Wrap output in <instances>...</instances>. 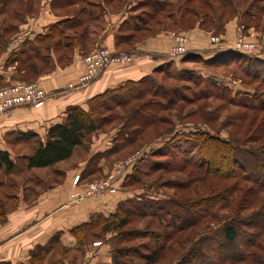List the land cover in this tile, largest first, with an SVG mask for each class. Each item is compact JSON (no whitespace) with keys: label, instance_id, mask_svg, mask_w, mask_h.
<instances>
[{"label":"rangeland","instance_id":"374dc122","mask_svg":"<svg viewBox=\"0 0 264 264\" xmlns=\"http://www.w3.org/2000/svg\"><path fill=\"white\" fill-rule=\"evenodd\" d=\"M29 1L34 3L37 0H11L2 9L0 12V36L2 33L7 34L8 31L3 30L5 27L12 24L19 27L30 14L34 13L35 5L31 6V9L25 7L26 2ZM74 1L76 3L73 5L63 4L60 6L61 8L58 9L57 13L61 16L72 15L74 17L77 16V10L83 7L85 15L88 17L87 24H78L80 26H77V24L71 25L70 22L60 23L58 30L62 29L61 37L56 36L35 43L40 48L39 54L49 55L52 60L42 72H48L52 69L54 62L51 54L57 56L58 60L59 58L63 60L62 62L69 60L71 57L69 55H71L74 46L64 47L63 44L68 42L73 44V39L78 37L83 27H87L88 32L94 30L95 34L88 35L85 32L80 38L81 41L85 39L84 43H86L85 48L81 49V58L98 47H103H97L95 43L99 39V34L105 32L102 29L105 24H102L100 19L96 21L94 18L97 15L103 18V15L107 14V9L112 12L125 3H131V8L122 31L132 32L135 36L133 41L150 36L157 30H166L170 35L173 32H179L187 38V52L195 51L196 48L189 47L192 39L190 30L198 27L208 33V43L205 47L207 49L206 51L203 50L207 53L225 43H229V46L232 47L235 41L239 40V35L244 40L256 45V49L248 53L235 50L237 53L246 56V59L237 56L238 54L234 55V53L220 57H202L199 55L200 58L187 55L182 59L180 65L170 63L143 82L125 83L122 89L114 92L116 97L112 95V98L108 99L111 109L103 111V114L108 118L107 124L100 129L109 131L119 125L122 126L124 122H129L130 127L124 126L123 131H127V128H134L139 119L132 117L130 112L138 111L137 106L140 107L139 111L144 114H154L155 119L152 123L143 125L136 131H131L130 140L121 145L110 157V165L113 167L117 162L127 160L135 152L140 151L141 155L134 162L136 167L134 170L135 180L127 186L129 190L134 191L131 200L136 202L147 201V203L151 202L153 205L162 206L164 209L160 213L154 211L167 219L171 216H178L177 219L185 217L181 223L187 227L182 228V231L169 239L165 248L160 251L158 260L152 264H184L183 262H187V260H190L191 263L201 264V257L204 254L215 258L219 252L218 248L224 244L221 239V230H223L226 222H231V220L237 222L241 235L244 234L237 242L242 249H245L246 245L243 242L248 237L247 234L256 230L264 232V188L257 189L251 180L247 177L244 178V172H248L245 171V166L239 167L241 175L228 179L216 178L201 171L199 164L201 163V156L191 133L204 131L224 140L233 137L238 140L239 145H237L247 151L252 150L257 153L262 148L264 150V130H262L264 112L252 109L244 110L242 107L230 103V100L237 99L241 102L256 104L264 99V0H257L255 7L251 5L255 0H211L207 7L204 6L203 8L201 7V0L189 2L165 0L162 2L161 11L151 13L152 16L147 13L153 9L151 5L156 0H115L111 5L102 3L104 0ZM167 3L172 4V7L170 8V4L167 5ZM180 4L187 8V13L181 18L182 21L176 17L175 13ZM213 6L219 8L218 13L221 12L223 17L227 18L222 24L221 21L216 24V21L210 19L212 17L210 8ZM167 11H174V17L167 18ZM203 11H207L206 28L199 24ZM192 12H195L196 15H193ZM188 16H190L189 19ZM74 19L75 17L70 18V21L73 22ZM229 21H235L236 30L232 40L225 41L224 29L225 24ZM46 31L48 32V30ZM10 32L12 34L14 31ZM212 36L218 38V44L211 42ZM58 42L60 45L56 44ZM121 47L128 48L125 44ZM13 50L15 49L11 47L4 62L13 57ZM4 51L2 50L0 55ZM18 56L23 55L19 54ZM179 57H176L177 60ZM208 58L212 60L211 63L204 61ZM12 60L7 66L14 68L13 73L9 75L8 80L0 83V87L13 82L36 81V79L22 80L27 77L23 75V71L16 72V64ZM261 69L263 73H260ZM174 89L179 92V95L171 92ZM132 94H136L138 99L123 106L115 103L118 100H127L128 96ZM181 96L185 99L179 100ZM170 98L173 100L172 103H168ZM129 99L131 100V98ZM145 102H148V105L145 106ZM154 107L156 110L153 109ZM242 112L248 114L245 120H240L237 116ZM156 142L157 144H154ZM146 144L149 145L146 146ZM156 148L167 150L169 156H152L151 149L155 150ZM154 160L156 162L152 163ZM240 162L244 163L245 161ZM110 170L111 168L102 177L98 174L92 179L83 178L82 180L85 182L102 180ZM247 175L249 174L247 173ZM20 176L21 174L17 178ZM131 203L132 201L127 206L130 205L133 208L137 206V209L140 210V204ZM184 203L188 205L186 206ZM212 204L214 205L212 206ZM260 217L262 218L260 224H263V228H253L245 224V221L249 219L254 222L253 224H258ZM178 223L179 221L175 220L173 225H178ZM125 228L146 230L144 237L123 244H136L138 251L147 253L149 252L148 246H153L152 243L156 240L155 232L172 231L174 226H171V223L166 219L161 221L151 215H133L131 222L127 223ZM178 237L179 240L175 243ZM199 240H201V245L198 243ZM254 242L256 243L257 240ZM63 251L64 248L55 250L53 253L52 251L48 252L46 263L54 264V261L60 258L59 256H63ZM129 253H132L134 257L132 259H129V255L124 257L123 264H144L145 261L142 258L136 257L137 255L132 251ZM193 257L195 258L193 259ZM222 264L256 263L250 260L246 263L225 261ZM257 264H264V258Z\"/></svg>","mask_w":264,"mask_h":264},{"label":"crops","instance_id":"0c3cea01","mask_svg":"<svg viewBox=\"0 0 264 264\" xmlns=\"http://www.w3.org/2000/svg\"><path fill=\"white\" fill-rule=\"evenodd\" d=\"M34 5V13L22 22L16 35L0 55V83L8 80L13 73L14 68L7 66L9 62L4 60L14 44L20 45L24 41L28 44L35 43L37 37L43 35L48 27L61 20L75 17L85 23L87 19L85 13L81 12L74 17L61 16L57 11L63 4L54 0H37ZM130 8L131 3H125L115 11L107 9L103 18L95 16L94 20L100 19L105 24L102 27L105 32L99 34L95 43L97 47L121 50L115 43V36L122 30L121 25H124L122 23ZM83 28L88 35L95 34L94 30L88 32L87 27ZM235 30V21L225 24V41L232 40ZM207 34L198 27L190 30L192 39L189 47L196 48L191 52L211 57L230 47L229 43H225L210 53L204 52L207 49ZM171 45L172 38L166 30L138 39L133 44L130 52L133 56L129 63L109 66L89 84L71 90L66 85L76 82L83 70L81 46L73 47L67 62H60L57 56L51 54L54 62L52 69L39 73L35 78L47 92L43 105L38 108L15 107L7 114L0 115V149L5 150L14 163L9 171L0 168V264H32V253L37 247L47 245L52 238L56 239V245L48 252L58 250L56 246L64 248L63 256H59L54 264L111 263L112 231H107L104 238H99L94 231L79 234V238L73 230L89 222L92 217H108L121 206H126L132 201L134 191L120 183L114 193L84 197L73 203L69 196L74 188L71 180L75 174H79L82 179H92L98 174L104 176L111 168L110 157L120 147L115 146L114 141L119 126L109 131L99 129L92 132L84 143L73 149L69 157L53 165L29 168L25 165L24 158L32 154L40 142L45 141L51 124L62 122L67 107L77 105L88 109L89 99L95 94L151 76L170 63L180 65L185 55L178 60L170 57L168 50ZM31 52L32 47H28L26 53ZM44 261L46 263V258Z\"/></svg>","mask_w":264,"mask_h":264},{"label":"trees","instance_id":"16d2710c","mask_svg":"<svg viewBox=\"0 0 264 264\" xmlns=\"http://www.w3.org/2000/svg\"><path fill=\"white\" fill-rule=\"evenodd\" d=\"M11 0H0V12H2V9L6 7ZM55 2L58 1V3L62 4H70L72 2H75L74 0H54ZM115 0H104L102 3H106L108 5H111ZM165 0H156L153 5H151V8H153L150 12L147 14L153 15L154 13L160 12L162 9L161 6H163L162 2ZM191 0H184V2H189ZM209 1L211 0H201V7L203 8L204 6L207 7ZM159 2V3H158ZM161 2V3H160ZM257 0L252 2V6L255 7V3ZM170 4V3H169ZM167 3V5H169ZM105 5V4H104ZM31 6H33V3L29 1L28 3L26 2L25 7L27 9H31ZM170 8L172 7V4L169 6ZM213 8V9H212ZM210 8V13L212 14V17L210 19L216 21V24H219L218 22L221 21V24L223 21L227 20V18L223 17L221 12L218 13L219 8L212 7ZM187 8L185 5L180 4L176 8V17L182 21L181 18L184 17V15L187 13ZM85 13L84 8H80L77 10V13ZM4 13V12H3ZM14 13H17L14 11ZM18 13H20L18 11ZM153 13V14H151ZM206 13L207 11H203L201 16L199 24L203 27H205L206 23ZM218 13V15H216ZM253 13V12H252ZM193 15H196L195 12H192ZM18 15V14H17ZM166 17L167 18H172L174 17V11L166 12ZM190 16H188L189 19ZM72 20V19H71ZM87 19L85 20V23L87 24ZM127 20V17L124 19ZM211 20V23L213 22ZM142 21V20H140ZM70 22L72 24H77V26H80L78 24H84L80 20H77L76 18L74 21H70V19H64L61 20L50 27H48V32L46 31L43 35H39L37 37V41H42L43 39H48V38H53V37H61V30H58V27L60 23H67ZM125 21H123L122 24H124ZM16 24H12L10 26L5 27L3 30H7V36L2 33V36H0V52L2 50H5V47L8 45L9 40L11 37L14 35V33L17 31L18 27L15 26ZM123 25H121L122 29ZM149 30V29H145ZM10 31L12 34H10ZM159 31V30H157ZM85 34V29L83 28L80 32L77 38L73 39V44L65 43L63 44L64 47H71L75 45H81V49H84L86 46L85 39L82 41L80 38ZM135 38L134 34L132 32H123L120 30V32L115 36V43L118 46L121 45H126L128 48H123L121 47V50L123 52H132L133 49V44L137 41H133ZM35 42V43H36ZM27 42H22L20 45H18L15 50L12 51L13 57L8 58L7 62L14 61L16 64V72L18 71H23V75L26 76L27 78H23L22 80H34L39 73H42V70L45 69V66L47 64L51 63V57L48 55L44 54H39L40 48L38 44L35 43H27ZM57 45H60V43H56ZM28 47H32L33 52L31 54L26 53L28 50ZM99 48V47H98ZM71 53V51H70ZM231 53L238 54L237 56L242 57L245 59L247 58L243 54L237 53V51H234L232 49H226L220 51L218 54H216L214 57H220L223 55H229ZM19 54L23 56H18ZM187 55H193V57H199L197 53H193L189 51L185 56ZM63 56V55H62ZM64 57V56H63ZM66 58V57H64ZM60 62L61 60L59 58ZM256 60V59H254ZM38 61V62H37ZM207 63H211L212 60L210 58L204 60ZM41 63V64H40ZM254 70V69H253ZM256 71V70H254ZM260 73H263V70L261 69ZM150 76H144L138 81H129L127 83H137V82H143L146 79H149ZM124 86L114 88L111 90H105L104 92L95 94L89 99L88 103V109H83L80 106L77 105H72L67 107L65 110V116L62 120V122H57L51 124L46 133V139L44 142H40L35 149V151L26 156L25 159V165L29 168L31 167H46L55 164L56 162L63 160L67 157L70 156L72 153L73 149L84 143V141L87 139L89 134L92 132H95L99 129H102L104 127L107 121V117L103 114V111L111 109V104L108 102V99L112 98V95L115 96L114 92L117 91L118 89H122ZM225 89V88H224ZM175 95H179L176 89L171 91ZM172 97V96H171ZM131 98V100L129 99ZM264 98V96H263ZM138 99V96L135 94H132L128 96V99L124 101H115V103L120 106L128 104L132 100ZM185 97H180L179 100H184ZM232 99V98H230ZM172 98L168 99V103H172ZM230 103L236 104L242 109H252V110H259L261 112H264V99L262 102L256 103V104H251L248 102H241L240 100L234 99L230 100ZM145 106L146 104L148 105V102L144 103ZM138 111L134 110L131 111V116L132 117H137V124L134 128H127V131H123L124 126H129V122H124L121 125H119V132L118 134L114 137L115 141V146H121L127 141L130 140L131 138V131H136V129L140 128L143 125H147L149 123H152L155 119L154 114H144L143 112H140L139 109L140 107L137 106ZM156 110V107L153 108ZM238 118L240 120H245L248 117V114L245 112H242L240 114H237ZM128 121V120H127ZM262 130H264V121L262 123ZM171 130V129H170ZM167 132V131H166ZM191 135L195 139V145L199 150L200 156H201V171H203L205 174H211L216 178H221V179H228L233 176L241 175L239 172V167H244L246 169L244 172V178H248L251 180L253 183L254 187L257 189L264 188V150L263 148L260 150V152H254L252 150H246L243 147L238 146L239 144L237 143L238 140L233 137H229L224 139H221L215 135H212L208 132L204 131H199V132H192ZM238 144V145H237ZM148 144H146L147 146ZM151 155L154 157H157L158 155H163V156H169L167 150H162L161 148H156L151 149ZM262 155V156H260ZM171 158V157H170ZM242 158V160H241ZM168 159V158H166ZM245 159V160H244ZM169 160V159H168ZM240 161H245L240 162ZM156 160H154L155 163ZM166 162L164 161V164ZM166 165V164H165ZM14 163L12 160L9 158L8 153L5 150L0 149V168H3L4 171H9L13 168ZM136 169L135 165L132 167V170L128 172L124 178L120 181L121 185L124 187H127L128 185L131 184L134 178V170ZM247 173L249 175H247ZM81 177V176H80ZM82 179V177H81ZM263 186V187H262ZM131 202V201H130ZM129 202V204H130ZM140 204V210L137 209V206L135 208L130 207V205L126 206H121L117 211H115L113 214H111L108 217H103V216H96L92 217L89 222H86L84 224H81L77 226L73 232L79 236V234H85L88 231H94L96 235H98L99 238H104L103 235L107 231H112L114 234L110 238L111 242V263L110 264H123L122 260L124 257H127L129 255V259H132L134 255L132 253H129V251H132L134 254H136V257L142 258L145 263L152 264L155 263L158 260V257L160 255V251L165 248L166 243L169 241L170 238H172L174 235H177L178 232L182 231L184 227H187V225H183L181 222L185 218L175 216V217H170V218H165L157 214L154 210L160 213L161 210L164 208L159 205H153L151 202L147 203V201H133L131 204ZM151 204V205H150ZM182 205V204H181ZM184 205H188L187 203ZM214 204H212L213 206ZM199 206V205H198ZM152 208V209H151ZM150 209V210H148ZM133 215H151L154 216L155 219L157 220H168L171 223V226H174L172 231H165V232H155V238L156 240L153 241V246L149 245V252H140L138 251L139 249L136 248V244H123L129 241H133L139 237H144L145 236V231L137 229V228H125L127 223L131 222V218ZM176 218V219H175ZM175 220L179 221L178 225H173V222ZM130 221V222H129ZM260 221H262V218L260 217L258 224H253L250 219L246 220L245 224L250 225V227L253 228H263V224H260ZM237 222L232 221L231 222H226V224L223 226V230H221V236H222V241L224 242L223 246L218 248L219 252L218 255L215 258L210 257L208 254H204L201 257V264H222L225 261H230L232 263L234 262H242L246 263L249 262L250 260L254 263H259V261H262L264 258V232L261 230H256L254 232H251V234H247L246 240L243 242L246 245L245 249H242L240 245H238V239L241 236H244V234L241 235V232L239 231V227H237ZM161 226V225H159ZM81 235V236H83ZM55 240V241H54ZM179 240L174 239L175 243H177ZM257 240L255 243L254 241ZM56 243V239L52 238L47 245L45 246H39L36 248L35 252L32 253V264H47L44 263L45 258L47 257L48 251L54 247V244ZM198 243L201 245V240L198 241ZM170 246V245H169ZM58 250H60V246H56ZM128 251V252H127ZM195 257H193L194 259ZM181 261V259H179ZM198 262H200L198 260ZM59 263V262H58ZM184 264H196V262L191 263L190 260H187V262H183Z\"/></svg>","mask_w":264,"mask_h":264},{"label":"built area","instance_id":"2783aa9c","mask_svg":"<svg viewBox=\"0 0 264 264\" xmlns=\"http://www.w3.org/2000/svg\"><path fill=\"white\" fill-rule=\"evenodd\" d=\"M231 47L232 50L241 52H252L256 49L253 42H248L239 35ZM173 44L168 51V55L176 58L185 55L187 52V38L179 32L171 33ZM211 42L218 44L217 37H211ZM18 44H14L12 49ZM130 52L112 50L108 47H99L81 58L83 70L76 79V82H69L66 88L76 89L92 82L103 70L112 65H123L132 60ZM47 98V92L36 81L34 82H13L11 84L0 87V115L7 114L15 107L31 106L38 108L43 105ZM135 152L130 158L117 162L104 179L99 181L85 182L79 174H75L71 180L73 190L69 196L70 201L77 202L81 198L99 195L105 192H114L118 187V183L124 176L131 171L136 158L141 153Z\"/></svg>","mask_w":264,"mask_h":264},{"label":"water","instance_id":"95a60500","mask_svg":"<svg viewBox=\"0 0 264 264\" xmlns=\"http://www.w3.org/2000/svg\"><path fill=\"white\" fill-rule=\"evenodd\" d=\"M228 49H231V47H229Z\"/></svg>","mask_w":264,"mask_h":264}]
</instances>
